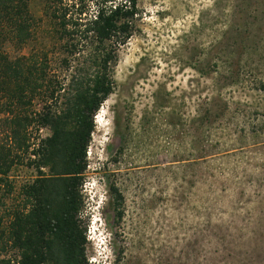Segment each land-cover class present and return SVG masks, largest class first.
I'll return each instance as SVG.
<instances>
[{
    "label": "rangeland",
    "instance_id": "374dc122",
    "mask_svg": "<svg viewBox=\"0 0 264 264\" xmlns=\"http://www.w3.org/2000/svg\"><path fill=\"white\" fill-rule=\"evenodd\" d=\"M46 2L29 0L32 36L7 51L37 54L59 85L87 58L61 61ZM113 78L81 189L89 261L264 264V0H138ZM27 166L12 172L9 206Z\"/></svg>",
    "mask_w": 264,
    "mask_h": 264
},
{
    "label": "trees",
    "instance_id": "16d2710c",
    "mask_svg": "<svg viewBox=\"0 0 264 264\" xmlns=\"http://www.w3.org/2000/svg\"><path fill=\"white\" fill-rule=\"evenodd\" d=\"M28 2L0 0V264H92L80 217L87 147L93 115L115 89L117 50L132 35L138 0H47L64 41L61 61L67 66L82 52L87 58L86 67L59 85L37 54L7 51L32 36ZM33 125L49 135L33 137ZM23 166L34 174L9 206L12 172Z\"/></svg>",
    "mask_w": 264,
    "mask_h": 264
}]
</instances>
